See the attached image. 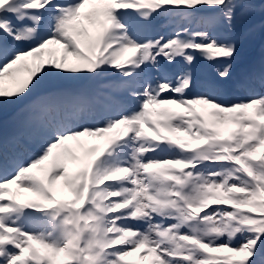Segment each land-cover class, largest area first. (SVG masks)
Instances as JSON below:
<instances>
[{
    "label": "snow or ice",
    "instance_id": "obj_1",
    "mask_svg": "<svg viewBox=\"0 0 264 264\" xmlns=\"http://www.w3.org/2000/svg\"><path fill=\"white\" fill-rule=\"evenodd\" d=\"M257 16L264 0H0V264H264V92L222 95Z\"/></svg>",
    "mask_w": 264,
    "mask_h": 264
},
{
    "label": "rangeland",
    "instance_id": "obj_2",
    "mask_svg": "<svg viewBox=\"0 0 264 264\" xmlns=\"http://www.w3.org/2000/svg\"><path fill=\"white\" fill-rule=\"evenodd\" d=\"M234 96H235V98H236V99H240V96H239V94H238V93H235V95H234Z\"/></svg>",
    "mask_w": 264,
    "mask_h": 264
}]
</instances>
